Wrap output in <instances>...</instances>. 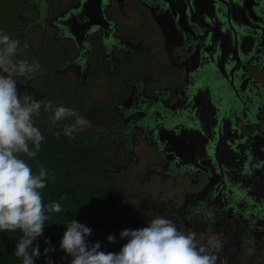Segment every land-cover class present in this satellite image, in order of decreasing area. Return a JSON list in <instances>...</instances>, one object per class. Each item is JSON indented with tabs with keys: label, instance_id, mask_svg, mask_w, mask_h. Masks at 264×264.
Segmentation results:
<instances>
[{
	"label": "flooded vegetation",
	"instance_id": "1",
	"mask_svg": "<svg viewBox=\"0 0 264 264\" xmlns=\"http://www.w3.org/2000/svg\"><path fill=\"white\" fill-rule=\"evenodd\" d=\"M2 29L50 59L45 82L25 79L21 97L100 102L106 116L83 115L90 126L77 131L104 156L106 172L88 178L125 213L195 232L197 247L220 249L216 264H264V214L238 186L241 174L264 180V158L238 142L264 156V0H0Z\"/></svg>",
	"mask_w": 264,
	"mask_h": 264
},
{
	"label": "clouds",
	"instance_id": "2",
	"mask_svg": "<svg viewBox=\"0 0 264 264\" xmlns=\"http://www.w3.org/2000/svg\"><path fill=\"white\" fill-rule=\"evenodd\" d=\"M19 48L18 39L0 31V231L19 229L23 236L14 255L22 259V264H34L41 254L34 241L43 235L49 219L46 212H60L62 208L57 201L47 205L43 201L41 190L55 177L43 166L33 172L22 158L36 157L44 140L33 117L39 116L43 107L52 113L53 124L74 118V123L63 127V134L69 138L75 131L89 127L90 121L71 108L54 106L50 100L39 101L30 94L21 97L16 77L31 78L41 66L35 60L16 59ZM60 134L55 133L57 138ZM90 235L91 229L75 219L67 224L60 248L71 256V264H216L217 260L208 248L197 247L195 232L179 231L173 221L163 216L151 218L146 227L121 231L120 237L127 238V242L118 253L100 251V242L89 246ZM107 240L115 243L116 237L110 234ZM54 250L48 247L44 251L47 254ZM48 264L53 262L49 260Z\"/></svg>",
	"mask_w": 264,
	"mask_h": 264
},
{
	"label": "trees",
	"instance_id": "3",
	"mask_svg": "<svg viewBox=\"0 0 264 264\" xmlns=\"http://www.w3.org/2000/svg\"><path fill=\"white\" fill-rule=\"evenodd\" d=\"M63 127L60 124L59 129L57 124H49L40 128L44 140L39 153L34 158L22 157L33 172H38L39 166H43L55 177L49 179L41 190L43 201L45 205L57 201L62 208L60 212H46L49 219L45 221L43 235L34 241V246L38 244L41 253L34 264H48L49 260L53 264H71L72 258L60 248V242L72 219L91 229V235L87 237L89 246L100 242V251L114 253H118L127 242V238L120 237L121 231L146 227L145 220L125 213L121 201L108 189L105 191L100 185L88 181L91 173L106 172L103 153L92 134L85 131L82 135L77 131L73 138H69L63 134ZM57 131L61 133L59 138L55 135ZM88 137L87 144L84 140ZM110 234L116 237L115 243L107 240ZM22 236L19 229L15 232L0 231V264H22V259L14 255ZM48 247L55 250L45 254Z\"/></svg>",
	"mask_w": 264,
	"mask_h": 264
},
{
	"label": "rangeland",
	"instance_id": "4",
	"mask_svg": "<svg viewBox=\"0 0 264 264\" xmlns=\"http://www.w3.org/2000/svg\"><path fill=\"white\" fill-rule=\"evenodd\" d=\"M3 25V24H2ZM4 29H2V31H3ZM3 33H5L6 34V29L4 30V32ZM21 52H24L23 54H20V55H17V57H16V59H28L29 60V62H32V60H35V61H38L39 62V64H40V66H43L42 65V63L44 62V61H46V60H49L50 61V59L48 58V57H44V58H42V59H39L38 57H35V56H33V55H31V54H27L26 52L27 51H24L23 50V48L22 49H19ZM71 71H69V70H67V69H65L64 70V73H65V75L69 78L68 79V81H70L71 82V84H72V86L73 85H77V84H75V82H76V77H71L70 76V73ZM44 74H47V71L46 70H43L41 67H40V69L38 70V71H36L32 76H31V78H32V84H37V83H41V82H45V77H44ZM17 79H18V77H16ZM19 80L21 81V82H19L18 83V91H19V88L22 86L21 85V83L23 82L24 83V81H25V78H19ZM29 83H30V81H28ZM50 101H52V103H53V100L51 99V98H48ZM95 102H97L96 104H95ZM65 105V107H68V108H73V107H75V111H77V112H79L80 114H82V115H90L91 114V116H106L105 115V110L103 109V108H100V102L97 100H94L93 98H90V100H86L85 101V103L83 102V99L81 98L80 100H78V101H75V103L74 104H71V103H69V102H63ZM41 113H45V114H47V116H41V115H39V116H34L33 117V120H34V124H35V126L36 127H38L39 129L40 128H42V127H46L47 125H49V124H53L52 123V121H51V119H50V115L48 114V113H51V112H47V111H45L44 109H43V107L41 108V110H40V114ZM112 117H114L115 118V116H112ZM72 123H74V118H67V119H65V120H62V121H60V122H58V124H61V125H65V124H72ZM151 151V150H150ZM142 149H140V148H138L137 149V154H136V157L137 158H142ZM154 158V157H153ZM152 158V159H153ZM151 159V160H152ZM143 169H144V165H143ZM142 169V170H143ZM88 181L90 182V183H93V184H98V185H100L99 184V181H95L94 180V178H89L88 179ZM87 183V182H86ZM81 187H85V185L84 184H81L80 185ZM110 186V185H109ZM152 195H154L153 193H152ZM157 196V195H156ZM210 246H212V245H210ZM213 247V246H212ZM220 253V249H219V251H218V253H216L215 255L217 256V254H219Z\"/></svg>",
	"mask_w": 264,
	"mask_h": 264
},
{
	"label": "water",
	"instance_id": "5",
	"mask_svg": "<svg viewBox=\"0 0 264 264\" xmlns=\"http://www.w3.org/2000/svg\"><path fill=\"white\" fill-rule=\"evenodd\" d=\"M87 3L90 4L88 1H87ZM87 3L84 2L82 4L81 13L87 12V10L85 9L86 6H87ZM97 10H100V7H97ZM98 23H99V25H102L101 20H99ZM235 130H236V128H235ZM219 137H220L219 139H220L221 144L224 147L227 148V146H226V138L222 137L221 135ZM238 142H241L242 144H244L245 146H247L246 151L248 152V155L250 156V158H252L253 161L255 159L263 160L264 156H261L260 158H256L255 153H254V149H253L255 146H254L252 140L251 141H248L247 139L240 140L239 139V136H238ZM235 148H236V146L233 149H235ZM258 151H260V153L262 155L264 154V151H262V149H258ZM234 153H235V151L234 150H231V154L228 156V159L229 160L232 159V158H234L235 156H237ZM212 155H213V157H215V161H218V159H217L218 158V153L216 152V148L215 147L212 150ZM248 167H250V163L248 164ZM226 175H227V177H228L229 180L234 181L233 180V177L234 176H233L232 173H231V176H230V173L229 172L226 173ZM236 177H237L236 180H238L239 177H238L237 174H236ZM257 180L260 182L261 185L260 184L257 185V183L252 182L251 179L249 178V175L241 174V177H240L241 185H238V186H239V188H245L246 194H248L250 196L251 200L252 201H255V202H258V204L256 205L257 212L264 214L263 213L264 212V193H263L262 197H260L262 199L261 201H260V198H258L257 196H254L251 193H249V190L252 189V188L249 187L248 184H251V183L252 184H255L256 185L255 186L256 189H259L261 186H264V180H261L260 178H258ZM250 214H251L250 211L249 210H246L245 216L250 217Z\"/></svg>",
	"mask_w": 264,
	"mask_h": 264
}]
</instances>
